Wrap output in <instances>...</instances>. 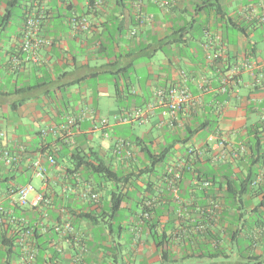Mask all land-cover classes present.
<instances>
[{
    "label": "crops",
    "instance_id": "1",
    "mask_svg": "<svg viewBox=\"0 0 264 264\" xmlns=\"http://www.w3.org/2000/svg\"><path fill=\"white\" fill-rule=\"evenodd\" d=\"M101 1L95 9L86 0V12L78 14L77 0H22L15 32L9 34L12 22L0 26V131L7 149L25 147L18 166L0 161V205L30 225L43 222L48 228L30 242L36 251L32 264H264L263 193L228 198L229 180L247 172V157L235 150L254 137L264 90L252 89L242 72L228 93L218 92L230 67L246 60L264 62V45L254 35L259 23L250 8L258 0H170L168 9L156 0H125L127 8L118 0ZM8 2L0 0V18ZM138 6L153 22L137 27ZM39 10L46 15L40 36L51 45L33 56L22 51L23 25ZM74 18L88 20L90 29L73 31ZM220 48L222 58H209ZM120 70H126L127 80L111 74ZM170 86H186L195 100L174 122L162 108L146 113L142 122H121L146 110L156 91ZM107 98L126 104L109 105ZM108 106L112 125L100 118ZM80 115L69 142L49 133ZM136 124L148 129L137 136L122 129L133 131ZM217 131L230 147L217 149L209 141ZM96 132L101 135L94 142ZM118 140L132 144L131 157L114 155ZM92 151L117 171L119 180L99 179L84 169L70 172L74 154ZM37 161L46 168L44 181L35 174ZM35 179L36 190L52 198L51 208L19 210L9 192ZM205 182L210 186L203 187ZM86 190L97 193L100 202L82 200ZM115 195L124 200L113 214ZM65 221L74 232L62 236L56 229ZM24 259L19 242L5 257L0 241V264H25Z\"/></svg>",
    "mask_w": 264,
    "mask_h": 264
},
{
    "label": "built area",
    "instance_id": "2",
    "mask_svg": "<svg viewBox=\"0 0 264 264\" xmlns=\"http://www.w3.org/2000/svg\"><path fill=\"white\" fill-rule=\"evenodd\" d=\"M40 1V0H36ZM156 3L161 9H168L171 6L170 0H156ZM102 1L96 0L93 2L92 6L97 9L101 6ZM254 14L257 22L264 26V0H258L255 5L250 7ZM46 18L45 12L39 10L33 15L26 17L23 25V43L22 51L33 56L37 55L39 49L51 45V41L40 36L41 28ZM154 17L152 15H146L142 12L141 8L137 7L136 22L137 27H142L147 23L153 22ZM71 28L73 31H88L91 27L90 23L86 19H72L70 21ZM131 36L137 35V30L131 31ZM206 49H209L210 46L205 45ZM224 51L220 48L214 54L210 53L209 58L218 60L224 55ZM231 68V69H230ZM228 71L221 77L220 87L218 89L219 93L226 94L229 92L231 86L233 85L237 76L242 72L248 74L251 79L250 85L254 90H264V62H259L256 60H246L241 64H238L234 67H230ZM195 102L192 94L189 92L186 86H170L167 88L158 89L155 93V100L153 103L149 104L145 109H138L134 113L127 115L121 118L122 123H129L133 121L142 122L145 118V114L150 112L155 108H162L164 114H167L171 120V123L177 118L178 114L185 109L190 104ZM84 115L80 116H71L68 117L61 124L51 128L49 133H51L57 139H63L65 143L70 141L74 130L78 127L79 122L83 119ZM102 127H107L109 122L107 119H102L100 121ZM259 133L264 137V108L260 109V121ZM44 135L47 132H43ZM6 139V134L4 131H0V161L6 167H15L22 163V155L25 152V147H18L17 151H12L7 149L4 146V141ZM209 141L213 142L217 149L230 147V143L227 141L225 136L217 131L210 135ZM264 143V140H263ZM132 144L126 140L116 141L113 149V153L116 157H121L124 153L126 156L131 157L130 150ZM194 150H191L190 153H193ZM236 155H243L247 153V145L240 144L239 147L235 150ZM225 156V151L221 153V157ZM48 162L50 165L55 166L56 160L54 157H48ZM35 174L37 178L44 181L46 178V168L43 167L40 161H37L33 164ZM176 177L180 178L179 174L176 173ZM264 181V167L259 172V175L256 177L252 186H257ZM203 187H209L210 183L205 182L202 184ZM9 197L12 204L20 209H33V210H46L52 206V198L47 194L37 191L32 184H26L19 186L15 189H12L9 192ZM81 199L84 201H92L94 203L100 202V197L97 193H93L90 190H86L81 193ZM48 219V214L44 212L43 220ZM10 225V226H19L22 227L23 231L20 235L19 243L24 247L25 250V264H32L36 257V251L30 247V242L32 238L36 235L37 231L47 232L48 228L42 223H37L35 225H30L26 218L21 216H16L14 213L6 209L3 205H0V226L1 225ZM57 233L62 236L72 234L74 228L69 221H65L64 224L56 229Z\"/></svg>",
    "mask_w": 264,
    "mask_h": 264
},
{
    "label": "trees",
    "instance_id": "3",
    "mask_svg": "<svg viewBox=\"0 0 264 264\" xmlns=\"http://www.w3.org/2000/svg\"><path fill=\"white\" fill-rule=\"evenodd\" d=\"M122 1V2H121ZM123 1L125 0H118V4L124 5ZM219 1V0H217ZM92 0V4H93ZM19 4V0H9L6 11L3 17L0 18V26L3 28H7L14 17L13 9L16 8ZM122 24L124 21L121 22L119 26V30L122 31ZM126 73V70H120L117 72L111 73L113 76H121L123 80H127L126 77L123 75ZM107 74V73H100V75ZM123 74V75H122ZM116 88H119V85H116ZM207 126V125H206ZM205 127V126H204ZM259 125L257 124L254 130V137L250 144H247V153L245 157L248 159V166L247 172L243 174L242 178H237L236 180H229L228 183V198L236 200V199H243L245 195H250L252 192H261L264 195V181L257 186H252L253 182L255 181L256 177L259 175V172L264 167V137L259 133ZM137 142V140L135 141ZM174 147L167 149L166 151L162 152L161 155L169 154ZM147 150V154L150 157L155 158L156 156L150 150ZM124 155V154H123ZM93 156V157H91ZM55 159V158H54ZM153 163L152 165H154ZM73 169L70 170L71 173H76L80 169H84L87 171L92 172L95 176L99 179H104L106 181H117L118 175L117 171H114L110 165H108L105 160L98 155V153H94L93 151L87 155H82L81 152L74 154L73 161H72ZM153 170V169H152ZM154 171V170H153ZM122 195H115L112 200V213L116 214L121 207L123 202ZM264 204V197L262 200ZM51 208V207H50ZM19 210H21L19 208ZM0 241L2 246L5 249V257H10L14 253V249L19 242L20 235L23 231L22 227L19 226H10V225H1L0 226ZM59 234V233H58ZM36 237V235H35Z\"/></svg>",
    "mask_w": 264,
    "mask_h": 264
},
{
    "label": "rangeland",
    "instance_id": "4",
    "mask_svg": "<svg viewBox=\"0 0 264 264\" xmlns=\"http://www.w3.org/2000/svg\"><path fill=\"white\" fill-rule=\"evenodd\" d=\"M77 1L79 3L78 8L76 10L77 13L78 14H81L83 11L86 12V8L84 6L86 0H77ZM21 2H22V0H19V3H21ZM13 12H14V17H13V20H12V26H11V28H9V31H10L9 34H12L13 32H15L14 27L18 23V17L20 15L19 8H14L13 9ZM62 12L63 11H61V13ZM59 24H60V22H57V27L59 26ZM254 35H255V39L257 40V42L260 45H264V26L263 25L259 24V26L254 31ZM105 102L108 103L109 105H115V104H117V105H120V106H122V105L125 106V104H126L125 103V100L124 101L123 100L122 101L121 100L120 101H117L116 98H113V99L107 98L105 100ZM108 111H109V106H108L107 109L105 108V109L101 110L100 118H108V120L110 121V124L112 125L113 124V117L108 114ZM118 129H120V128H118ZM122 129H124V131H127L128 134L134 133V135L137 136V135L143 134V132L145 130H147L148 128H141V126H137V124H136L133 127L134 130L132 129L133 131H131V129L128 126H124V127H122ZM108 133L110 134V132H108ZM100 135H101L100 132L94 133V138H93L94 142H96V139L99 138ZM110 137L113 138L114 137V134H110ZM131 138H133V136H131ZM68 166L71 167L72 166V162L71 163L69 162L68 163ZM18 182L21 184V181H18ZM38 185H39V180L35 179L34 182H33V187L36 189V187ZM246 245H247V241L245 239L240 240V246L244 247Z\"/></svg>",
    "mask_w": 264,
    "mask_h": 264
}]
</instances>
